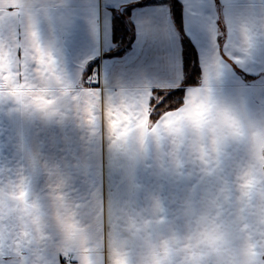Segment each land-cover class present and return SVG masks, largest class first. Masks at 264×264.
<instances>
[{
    "label": "clouds",
    "instance_id": "obj_1",
    "mask_svg": "<svg viewBox=\"0 0 264 264\" xmlns=\"http://www.w3.org/2000/svg\"><path fill=\"white\" fill-rule=\"evenodd\" d=\"M238 33L246 53L256 37L253 25L241 24ZM37 46L50 52L41 43L32 0H2L0 101L11 99L22 114L60 122L71 89L52 54L53 70L38 71ZM28 62L36 65L35 77L25 74ZM210 80L177 106L159 110L147 88L99 107L89 91L73 97L80 121L92 131L102 126L114 159L130 174L150 161L157 177L185 183L167 204L159 192H147L142 207L134 201L114 207L103 264H264V112L219 98ZM30 160L34 167L36 158ZM48 173L46 205L27 176L0 179V250H11L9 264H47L45 245L54 233L61 254L97 264V223L80 217L67 180L55 169Z\"/></svg>",
    "mask_w": 264,
    "mask_h": 264
},
{
    "label": "crops",
    "instance_id": "obj_2",
    "mask_svg": "<svg viewBox=\"0 0 264 264\" xmlns=\"http://www.w3.org/2000/svg\"><path fill=\"white\" fill-rule=\"evenodd\" d=\"M41 43L56 60L58 73L70 86L60 122H44L16 110L11 99L0 101V179L28 177L32 191L47 204L55 169L67 180L66 191L85 221L97 223L103 264L105 226L110 229L114 207L134 201L145 203L147 192H159L167 204L185 186L171 178L157 177L150 161L131 174L114 159L101 125L95 131L80 121L73 97L95 93L97 106L122 94L145 88L155 91L180 89L185 82L183 35L194 46L202 81L186 93L210 85L221 99L246 105L252 113L264 112V0H178L182 30L171 5L144 4V0H32ZM123 21L128 36L116 42V22ZM251 23L256 33L247 52H242L238 29ZM23 47L22 32L16 33ZM19 51V50H18ZM24 63L23 58H20ZM99 69L101 83L85 78L90 65ZM28 62L25 72L36 76ZM36 158L33 164L30 157ZM11 250H0V264H9ZM51 234L45 245L47 264H63ZM70 256V255H69ZM72 258V264L77 260Z\"/></svg>",
    "mask_w": 264,
    "mask_h": 264
},
{
    "label": "trees",
    "instance_id": "obj_3",
    "mask_svg": "<svg viewBox=\"0 0 264 264\" xmlns=\"http://www.w3.org/2000/svg\"><path fill=\"white\" fill-rule=\"evenodd\" d=\"M159 2H165L172 6L174 11V16L176 23L182 30V19H181V5L178 0H144V4H154ZM128 36L129 31L123 21L118 20L116 22V42L119 41V36ZM184 42V66H185V82L182 88L171 90V91H155L154 98L158 99L161 95L164 97H171L168 100V105L171 107L177 106L185 98V90L189 86H197L202 81V71L199 65L197 52L191 42L183 35ZM95 63L90 65L88 68L85 78H88L93 69L95 68ZM155 118V117H154Z\"/></svg>",
    "mask_w": 264,
    "mask_h": 264
},
{
    "label": "snow or ice",
    "instance_id": "obj_4",
    "mask_svg": "<svg viewBox=\"0 0 264 264\" xmlns=\"http://www.w3.org/2000/svg\"><path fill=\"white\" fill-rule=\"evenodd\" d=\"M0 3H2V0H0ZM34 35H35V33H34ZM37 53H38V55H37V57H35V59H36L37 64H39V66H40L38 71L44 72V73L52 71L53 66L55 64V60L53 59L51 53L44 51L43 49L39 48V46H37ZM17 55H19V53H17ZM26 68H27V63L25 64V69ZM25 74H26V72H25ZM12 94L17 95V91L15 89H13ZM89 94L95 96V93H93L91 91H89ZM160 97H162V98L159 99V103H157L155 99L152 100V103L155 105V108L157 110L163 108L164 105L167 104L168 100L171 98L170 96L164 97L163 95H161ZM41 102L42 103H50V101H41ZM91 122H92V120L90 119L89 123H91ZM115 126L116 125L113 124V127H115ZM125 131H127V129H125Z\"/></svg>",
    "mask_w": 264,
    "mask_h": 264
},
{
    "label": "built area",
    "instance_id": "obj_5",
    "mask_svg": "<svg viewBox=\"0 0 264 264\" xmlns=\"http://www.w3.org/2000/svg\"><path fill=\"white\" fill-rule=\"evenodd\" d=\"M100 72L99 69H93L92 74L87 82H89L93 86H98L101 83L100 80ZM62 263L63 264H72V258L69 255L62 257Z\"/></svg>",
    "mask_w": 264,
    "mask_h": 264
}]
</instances>
